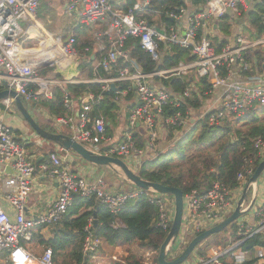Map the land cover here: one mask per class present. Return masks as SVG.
Listing matches in <instances>:
<instances>
[{
    "label": "built area",
    "instance_id": "2783aa9c",
    "mask_svg": "<svg viewBox=\"0 0 264 264\" xmlns=\"http://www.w3.org/2000/svg\"><path fill=\"white\" fill-rule=\"evenodd\" d=\"M42 1L0 0V85H5L8 91H15L29 111L39 106V102L51 100L53 90L59 84L41 72L46 69L56 70L66 61L78 59L80 55L74 37L69 41L53 38L47 42L51 43L47 49L44 46L34 53L21 51V39L28 32L37 29L36 21ZM260 3L261 0H210L201 9L197 6L191 13L186 7H182L166 14L174 25L170 28L164 27L160 32L144 17V7L150 4V0L136 3L127 11L114 10L111 0H67L65 12L75 17L77 25L83 28H105L101 35H97L98 51L102 55L93 70V77L87 81L71 79L67 83L100 84L103 93L110 91L112 85H115L118 91H113L116 95L113 101L120 106L122 99H131L128 104L131 110L130 126L134 128L137 123H143L153 152L156 151L155 143L161 133L163 136L173 133L171 148L180 139H185L202 119L207 118L211 127H221L227 119L244 118L252 111L264 108V74L256 72L257 62L254 56L256 50L264 47V36L253 37L256 29L247 16L252 12L257 13L264 24V13L259 10L264 4ZM239 21L245 22V25L239 26L242 28L237 34L223 32V24L227 23L234 28L233 24H238ZM22 23L30 26L25 29ZM248 24L251 25L252 36L242 33L244 26ZM247 29L250 30L249 27ZM131 38L138 40L141 48L157 63L161 57V42L190 50L191 60L167 69L144 73L137 61L131 58V51L127 48ZM90 50L86 49L85 53L90 54ZM119 61L128 65L116 69ZM100 68L110 75L116 72V75L100 77L97 75ZM192 73L197 81L190 80V86L181 93L175 92L169 86L166 89L159 87L165 81L183 79ZM200 81L203 82L202 86H197L201 84ZM124 85L128 88L122 89ZM132 90L133 96L129 98ZM194 95L204 103L203 106L199 109L187 107L183 112V105L187 100H192ZM103 99V95L95 97L89 93L84 98V111L78 115L79 123L74 121V114H69L57 118L56 126L73 128L76 124L72 136L76 141L105 156L125 161L135 173H139L145 161L155 158H142L145 151L136 145L132 137L124 139L120 144H112V139L106 133L105 119L91 117L93 107ZM208 99L209 103L205 105ZM2 104L8 112L13 111V99L3 100ZM64 104L70 112L75 106V100L70 98L67 91ZM167 110L171 114L165 117ZM196 112V120L190 122L192 113ZM254 149L260 163L264 160L263 137L255 139ZM70 154L72 153L66 151L64 156L52 153L40 166L47 177L57 180L60 193L47 212L37 219L28 218L25 210L37 166L26 146L15 138L13 128L0 121V166L13 171L4 180V204L0 203L1 260L9 264H55L51 248H45L38 257L26 248V243L33 242L35 231L39 227L59 224L75 197L95 198L109 212L118 215L126 204L144 196L157 210L155 226L168 235L175 213L172 196L145 192L135 186L111 192L103 177L90 181L75 174L68 158ZM254 172L255 167L250 165L240 173L237 177L239 185L234 190L217 181L204 193L192 191L184 196L183 220L178 238L172 247L177 248V253L170 259L171 249L168 261L177 259L194 238L220 225L235 212L244 188ZM259 198L260 193L251 211L222 232L221 243L212 253L203 254L202 250L196 252V248L189 257L192 264H245L262 257L257 256V253L264 247L261 249L254 245L252 249H246L249 242L264 243V195L260 202ZM94 222V216L89 218L84 229L86 237L82 254L85 260L99 261L98 253L104 242L95 236ZM115 227L119 225L115 224ZM205 243L206 241L198 247H205ZM254 252H257L256 255ZM159 254L160 250L142 249L138 259L142 264H159ZM118 258V255H113L110 264L119 262ZM185 264H188V260Z\"/></svg>",
    "mask_w": 264,
    "mask_h": 264
},
{
    "label": "trees",
    "instance_id": "16d2710c",
    "mask_svg": "<svg viewBox=\"0 0 264 264\" xmlns=\"http://www.w3.org/2000/svg\"><path fill=\"white\" fill-rule=\"evenodd\" d=\"M188 1L193 6L201 7L210 0ZM136 3L137 0H127L124 11ZM182 7H189L187 0H150V4L144 7V17L151 25H154V16L159 15L158 17L165 27L170 28L174 23L166 17V14L178 11ZM259 10L264 13V6L259 7ZM247 16L251 25L256 29L253 37L264 36V24L260 15L252 12ZM223 25V31L229 33L230 26ZM74 38L76 47L80 50H84L86 46L90 45V40L84 36V32L81 34L77 32ZM159 46L161 57L157 63L141 48L138 40L131 38L127 43V48L131 51V58L137 61L144 73H151L157 69H167L177 66L180 62L191 60L190 50L167 45L163 42L159 43ZM254 56L257 62L255 66L261 68L264 57L260 51H255ZM97 57L99 58V55ZM251 59L253 60V58ZM88 63L90 62H82L80 70L87 69ZM127 65L123 61H119L116 69H121ZM47 70L49 69L42 71L41 74L47 75ZM89 70L90 76L93 77L92 68L89 67ZM97 72L100 77L116 75V72L110 75L102 68L98 69ZM57 77L60 75L58 74ZM190 80L191 76L183 79H171L165 81V85L174 89L175 92L181 93L190 86ZM200 82L201 84L199 83L197 86H202L203 82ZM124 88L127 89L128 86L124 85L122 89ZM2 89L0 85V91ZM66 91L70 98L82 103L88 93L98 97L102 93V85L96 83L67 84L66 89L54 88L51 100L39 102L47 109L51 117L60 118L71 114L64 104ZM133 92V90L130 92L129 98L133 96ZM115 96L112 90L104 92L103 101L93 107L91 117L94 119L103 117L105 121L115 125L120 110V106L113 101ZM203 104L194 95L192 100L186 101L182 111L185 112L187 107L199 109ZM80 109H82V105ZM170 114L171 111L167 110L164 116L167 117ZM259 137L264 138V108L256 109L241 119H227L221 127H211L205 118L196 123V126L186 135L185 139H180L173 147L166 149L155 159L145 161L139 173L151 183L180 189L184 196L192 191L204 193L210 190L213 183L217 181L234 190L239 185L237 182L238 175L250 165H253L256 171L259 165V159L254 149V141ZM172 138L173 133L170 134L168 140H172ZM133 139L139 148H143V144L140 145L142 140L137 137H133ZM95 213L98 224L93 229L94 234L109 247L137 244L142 249L158 251L166 239V234L154 224L157 218L156 208L144 196L137 201L126 204L118 215L109 212L95 198L75 197L65 218L55 225L59 227V230L55 232V238L42 241V245L52 248L54 257L64 253L70 255L76 264H82L85 261L82 254L83 242L86 237L84 229L88 219L93 217ZM115 224L119 227H115ZM254 245H258L260 248L264 247V243L257 241L246 244V249H252ZM263 260L264 257H260L245 264H264L261 262ZM126 261L127 264H142L141 260L135 256H131Z\"/></svg>",
    "mask_w": 264,
    "mask_h": 264
},
{
    "label": "crops",
    "instance_id": "0c3cea01",
    "mask_svg": "<svg viewBox=\"0 0 264 264\" xmlns=\"http://www.w3.org/2000/svg\"><path fill=\"white\" fill-rule=\"evenodd\" d=\"M113 4L115 5L117 10H124L127 0H111ZM137 3H143V0H137ZM187 3L189 7L187 8L188 12L191 13L196 9V6L191 5V3L187 0ZM201 9V7H199ZM159 15H156L155 17V27L161 31L165 27L164 23H162L161 19L158 17ZM41 19H39V16L36 21L37 29L35 31H30L27 33L25 36V39H27L25 46H21L20 42V49L21 51L28 52L26 47L28 43L34 40L36 32H43L45 35L47 34L45 28L41 25L40 23ZM76 23V22H75ZM26 28H28L30 25L29 24H24ZM187 25V23H186ZM216 26V24H215ZM246 27V32L248 35L252 34L251 30V25L248 24ZM247 27L250 28L247 29ZM42 30V31H41ZM105 28L100 26H93V27H87L86 31H84V28L77 25L74 27L72 31V35L70 38L74 37L77 32L80 34L84 32V36L88 37L90 40V45L86 46L84 50H79L80 55L78 59H74L73 61H66L65 64L61 65L59 68H56V70H47V75L48 78L50 77L51 79L58 81L59 84L56 87H61L62 89H66L67 83L69 80L74 79V80H82V81H87L90 80L92 77L90 76V70L89 67L92 68V72L95 67L98 65V61L100 59V52L99 50V43H98V34H102L104 32ZM162 32V31H161ZM224 32V31H223ZM31 37V39L28 41V37ZM52 37V35H47V37ZM252 36V35H250ZM48 37V38H49ZM47 38V39H48ZM69 38V39H70ZM68 39V41H69ZM51 43L45 45V49L49 47ZM86 49H91L90 54L85 53ZM258 51V50H256ZM261 52V51H260ZM263 55V53H261ZM39 54H37L38 56ZM99 55V58L97 57ZM28 57L32 55H27ZM82 62H90L88 63L89 65L87 69L84 71H81V63ZM261 68H257L256 72L259 74H264V60L261 62ZM95 72L92 74L94 75ZM60 75V77H57V75ZM98 75V74H97ZM191 76V81H197L195 75H190ZM2 86V85H1ZM160 88H168L165 84H162L159 86ZM3 90V89H2ZM117 91V90H116ZM85 101L83 100L82 103H78L75 101V107L71 110V114L73 115L75 113V118L74 121L76 123H79V119H77V114L81 110V105H84ZM206 105V104H205ZM121 107V106H120ZM126 109V108H125ZM16 110V108H15ZM10 111L6 110L5 106L0 103V121L10 125L15 134V138L17 141H19L22 144L26 145L27 151L32 159V161L36 164L37 166V171L34 176V182H33V188L29 196V200L26 206L25 210V215L28 218H33L37 219L41 214L47 212L50 207L55 203L57 200L59 193H60V186L55 179H50L47 177V175L40 169V166L48 160L50 154L52 153H57L60 156L65 155L64 149L59 145L55 144L52 141L45 140L44 138L39 137L32 129L31 127L24 121V119L20 116L18 111ZM31 114L33 117L36 119L38 124L46 131L54 134H64L67 136L72 137L74 133V127H60L58 128L56 126V120L57 118L51 117L50 114L47 112V109L45 107H42L41 105L36 106L32 109H30ZM40 115L38 118L36 114ZM131 115V110L129 105H127L126 112L123 113V110L120 108L117 116V122L115 125H111L110 122H106V133L107 135L112 139V144H120L124 139L128 137H137L138 139L142 140L140 141V145L143 144V149L145 151V155L142 158H145L147 160H150V158H156L159 156L160 153L164 152L166 149H169L170 147V140H168L169 135L163 136V133L160 134L159 139L155 143V150L150 148V140H149V135L148 131L145 129L143 123H137L136 126L133 128L130 126L129 118ZM59 118V117H58ZM79 125V124H77ZM108 128H110L108 130ZM44 143H41L43 142ZM69 160L71 162L72 170L75 174L79 176H84L90 181L97 180L98 178L103 177L106 184L107 188L111 192H119L122 190L123 186L121 183L117 182V179L108 171L102 168H97L93 165H90L86 162H84L82 159L78 158L74 154L69 155ZM13 174V171L9 168L3 169L0 166V203L4 204V194H5V189H4V180L6 177L11 176ZM129 188V187H126ZM260 193V198L259 202L262 200V196L264 195V175L260 179L259 182V191ZM251 194V193H250ZM249 194V195H250ZM59 230L58 226H50V227H39L35 231V239L31 244L26 245V248L31 251L33 254L36 256H41L42 252L44 251L45 248H50V247H45L42 245V241H49L51 239L55 238V232ZM52 249V248H51ZM262 249V248H261ZM42 250V251H41ZM41 252V253H40ZM64 254V253H63ZM57 255L54 257V262L55 264H76L75 262L72 261L70 255H64L68 259L64 263H60L58 260ZM257 256H262L264 257V249H262L260 252L257 253ZM101 264L99 263L98 260L94 259H86L84 263L82 264ZM192 264V263H191Z\"/></svg>",
    "mask_w": 264,
    "mask_h": 264
},
{
    "label": "water",
    "instance_id": "95a60500",
    "mask_svg": "<svg viewBox=\"0 0 264 264\" xmlns=\"http://www.w3.org/2000/svg\"><path fill=\"white\" fill-rule=\"evenodd\" d=\"M260 4H264V0H261ZM160 31V30H159ZM161 32V31H160ZM112 89L115 92L116 87L112 85ZM6 99H13L16 105L17 111L21 114L22 118L30 125L31 129L41 138L45 140L52 141L55 144H59L64 151L70 152L76 155L78 158L82 159L84 162L93 165L97 168H102L111 173L118 183H121L123 187L135 186L143 189L145 192H150L153 194L159 195H170L174 198L175 201V213L174 220L164 243L160 248L159 254V264H185L193 251L205 242L208 238L213 235L222 233L229 225H231L238 218L249 213L254 207L258 191H259V182L264 175V160L261 161L254 173V175L249 179L244 192L238 202L235 212L228 217L220 225L202 233L198 237L194 238L185 249V251L174 261H168L167 257L172 247L174 246L182 224L183 215H184V194L180 189L165 187L161 184L151 183L146 181L140 173H135L130 165L125 161L105 156L102 153L94 151L89 147L81 144L76 141L73 137L64 135V134H54L44 130L33 117L31 112L28 110V107L23 103L20 96L15 91H0V103ZM251 193V201L247 207L246 202ZM99 203V202H98ZM100 204V203H99ZM95 222L94 227L96 228L98 224L97 214H94Z\"/></svg>",
    "mask_w": 264,
    "mask_h": 264
},
{
    "label": "rangeland",
    "instance_id": "374dc122",
    "mask_svg": "<svg viewBox=\"0 0 264 264\" xmlns=\"http://www.w3.org/2000/svg\"><path fill=\"white\" fill-rule=\"evenodd\" d=\"M67 0H43L39 9V19H41L40 23L41 25L45 28L47 34L45 35L43 32H36L34 40L28 43L27 49L30 50L28 51L29 53H34L36 51H39L41 48H43L47 42L52 40L53 38H61L62 41H67L70 36L72 35V31L74 27H76L75 23V17L69 16L65 12V6H66ZM114 10H116V7L113 5ZM156 17V16H155ZM154 17V19H155ZM246 23H249L248 21ZM245 25V22L239 21L238 24L234 23L233 27H230V32H234V34H237V32L242 28L239 26ZM227 26V23H225ZM23 28L26 29V26L24 23H22ZM224 26V25H223ZM236 28V29H235ZM246 27L244 26L243 34L247 35V32L245 31ZM42 31V30H41ZM233 34V35H234ZM47 35H52V37H47ZM32 36L28 37V41L31 39ZM219 37V36H218ZM230 37V36H228ZM48 38V39H47ZM27 39L25 37L21 39V46L24 47ZM258 51H261L263 53L262 57H264V47H261L258 49ZM194 75V73H192ZM50 78V77H49ZM131 99L128 100H123L122 103L120 104V108L123 110V113L126 112L127 105L130 103ZM3 102V101H2ZM1 102V103H2ZM209 103V99L205 102V104ZM42 106V105H41ZM43 107V106H42ZM126 108V109H125ZM36 116L39 118L40 115L38 113ZM197 117V112L192 113L190 117V122H193L196 120ZM165 133V132H164ZM251 201V194L249 195L246 206L249 205ZM185 234H183L184 236ZM223 238V233L213 235L212 237L208 238L205 243V247H197L196 252L202 250L203 254L206 253H212L214 248L218 246L221 242V239ZM188 239H191L190 236H188ZM27 245L29 243H26ZM42 251V250H41ZM142 248L139 247V245H121L117 247H109L104 243L102 248L100 249L98 253L99 257V263L101 264H110L112 262L111 257L113 255H118L119 262H114V264H127V259L130 258L131 256H135L139 258L141 255ZM41 253V252H40ZM177 253V248H173L171 253H170V259L173 258V255ZM257 252H254L253 254L256 255ZM61 256H58V260L60 263H64L68 258L65 257V254H59ZM193 261L192 259H188V264H191ZM262 263L264 262L261 261ZM0 264H9L5 263L4 260L0 259ZM97 264V263H96Z\"/></svg>",
    "mask_w": 264,
    "mask_h": 264
},
{
    "label": "bare ground",
    "instance_id": "6f19581e",
    "mask_svg": "<svg viewBox=\"0 0 264 264\" xmlns=\"http://www.w3.org/2000/svg\"><path fill=\"white\" fill-rule=\"evenodd\" d=\"M47 48H48V47H47ZM47 48H46V49H47ZM39 55H41V54H39ZM39 55H38V56H39ZM100 55H102V52H100ZM100 60H101V58L99 59L98 62H100ZM50 79H51V78H50ZM2 88H3V90H7L6 87H5V85H2ZM111 90L113 91L112 88H111ZM111 90H110V91H111ZM116 90H117V89H116ZM116 90H115V91H116ZM7 91H8V90H7ZM117 91H118V90H117ZM88 94H89V93H88ZM88 94H86V95H88ZM86 95H85V96H86ZM100 95H103V91H102V93H101ZM94 96H95V95H94ZM95 97H96V96H95ZM74 107H75V106H74ZM15 108H16V105L13 106V111L15 110ZM16 109H17V108H16ZM83 109H84V105H82V109H81V111L78 112V114H77V119H79V116H78V115H80V114L84 111ZM18 113H19V112H18ZM19 114H20V113H19ZM74 115H75V113H74ZM90 115H91V114H90ZM20 116H21V114H20ZM21 117H22V116H21ZM24 121H25V120H24ZM25 122H26V121H25ZM26 123H27V122H26ZM27 124H28V123H27ZM28 125H29V124H28ZM13 131H14V130H13ZM41 143H44V141L41 142ZM24 145H25V144H24ZM25 146H26V145H25ZM254 173H255V172H254Z\"/></svg>",
    "mask_w": 264,
    "mask_h": 264
}]
</instances>
